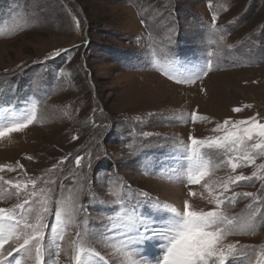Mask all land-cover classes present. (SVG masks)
Masks as SVG:
<instances>
[{"label": "rangeland", "instance_id": "rangeland-1", "mask_svg": "<svg viewBox=\"0 0 264 264\" xmlns=\"http://www.w3.org/2000/svg\"><path fill=\"white\" fill-rule=\"evenodd\" d=\"M209 60L211 71L195 84H177L163 74L187 75ZM33 102L36 121L0 138V166H5L0 175L21 182L55 181L38 187L52 189V212L61 199L66 218L74 222L62 242L68 255L56 258L50 249L46 264H70L69 245L78 228L104 257L93 256L90 264H142L138 246L125 249L121 243L125 212L135 209V215L159 223L164 205L182 210L187 199L196 209L214 207L204 181L189 186L197 193L191 198L180 182L188 163L180 142L188 143L189 135H218L212 129L225 120L255 117L264 123V0H0V108L20 111ZM194 111L206 119L191 122ZM77 156L84 157L79 168ZM260 164L264 159L237 171L264 177ZM182 165L185 172L178 179L173 169ZM229 174L224 165L205 179L216 191ZM251 183L233 191H264V179ZM5 188L0 184V207H12L17 197ZM116 194L129 197L124 211L114 203ZM251 202L238 196L234 206H227L228 215L247 219ZM48 221L54 226V215ZM254 223V234L224 241H238L252 264L264 252V216ZM159 244L153 240L142 246L146 258L159 255ZM9 247L5 244L4 251ZM19 258L14 252L3 264Z\"/></svg>", "mask_w": 264, "mask_h": 264}, {"label": "snow or ice", "instance_id": "snow-or-ice-1", "mask_svg": "<svg viewBox=\"0 0 264 264\" xmlns=\"http://www.w3.org/2000/svg\"><path fill=\"white\" fill-rule=\"evenodd\" d=\"M215 22L216 17L213 16V26ZM76 26L79 27L78 20ZM59 54V52L56 53V55ZM208 55L211 56L212 53ZM169 63L171 64V61ZM210 64L209 60L205 66L194 67L189 74L183 76L173 75L169 71H163V74L177 84H195L208 75L211 71ZM233 111L238 113L242 109L234 108ZM36 119L37 104L35 102L30 108L20 111L12 106L0 108V138L12 132L23 131ZM199 119L206 118L198 116L194 111L191 114V122L195 123ZM212 131L219 134L203 139L189 135V142H180L179 146L183 149V159L188 162L186 179L180 181L188 187V197L197 195L196 191L189 186L201 184V181H204L202 187L207 191L208 203L214 205L213 208L207 211L196 209L186 199L183 201L182 210L164 205L166 215L159 223L152 218L135 215V209L131 214L125 212L121 218L125 221L123 224L125 231L122 233L124 239L121 243L125 249H128L129 245L138 246L137 252L142 264H230V261L241 259L252 264L247 253H242L238 241L228 243L224 241L232 235L254 234L251 232L256 227L254 221L258 215L264 216V212L258 211L259 208L264 207V191L242 194L233 191L234 186H254L251 183L253 178L264 179L256 172H253L252 176H247L237 171L243 167L256 165L257 159H264V123L255 117L249 120H225L223 124H217ZM141 135L148 137L153 133L141 132ZM28 158L31 159V157ZM82 160H84L83 156L75 158L77 168L81 167ZM59 163L63 164L64 160L62 159ZM224 165L228 166L231 174L227 180L220 181L218 190L214 191L205 178ZM87 167H91L90 158ZM258 167L264 171V164ZM15 170V168L7 169V171ZM4 171L5 166H0V172ZM173 172L179 179L184 174L185 168L182 165L179 169L174 168ZM241 182L248 183L242 185ZM54 183L55 181L51 178H29L21 182L6 179L0 175V184L6 186L5 191L17 197V203L14 206L0 207V264H3L14 252L20 254V258L8 261V264H23L27 260L32 261L33 264H46L44 258L50 249L55 250L56 258H59L61 252L68 255L62 242L65 241L67 225L74 220L66 218L68 214L62 207L61 199L56 200L57 208L53 213L51 209L53 190L43 186L38 187V185ZM12 189L15 191L11 192ZM139 195L147 197L146 193ZM200 195L202 199L205 198L203 193ZM240 195L251 198L252 201L247 205L251 209L248 218L243 221L229 216L227 211V206H234L236 198ZM147 198L151 199V197ZM74 199L78 200V196ZM127 199L129 197L126 194L118 195L114 203L120 205L121 211H124ZM154 207L158 212L161 210L158 203ZM51 215H54V226H50L48 221ZM46 229L49 230L48 233ZM153 240H159L160 252L156 257L148 259L142 246ZM5 244H10L6 251H4ZM69 246L72 249L70 264H90L93 256L99 257V260L104 259L90 247L87 234L79 228ZM130 264H137V262L132 260ZM255 264H264V252L256 254Z\"/></svg>", "mask_w": 264, "mask_h": 264}, {"label": "trees", "instance_id": "trees-1", "mask_svg": "<svg viewBox=\"0 0 264 264\" xmlns=\"http://www.w3.org/2000/svg\"><path fill=\"white\" fill-rule=\"evenodd\" d=\"M104 164H106L107 165V168L109 169V167L111 166V163H110V161H108V162H106V163H104Z\"/></svg>", "mask_w": 264, "mask_h": 264}, {"label": "bare ground", "instance_id": "bare-ground-1", "mask_svg": "<svg viewBox=\"0 0 264 264\" xmlns=\"http://www.w3.org/2000/svg\"><path fill=\"white\" fill-rule=\"evenodd\" d=\"M176 199H177V198H175V197L173 198L174 201H175ZM172 202H173V201H172ZM174 203H175V202H174Z\"/></svg>", "mask_w": 264, "mask_h": 264}]
</instances>
